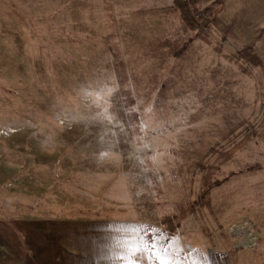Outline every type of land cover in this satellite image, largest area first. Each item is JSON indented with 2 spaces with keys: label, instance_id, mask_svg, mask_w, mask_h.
Returning <instances> with one entry per match:
<instances>
[{
  "label": "rangeland",
  "instance_id": "obj_1",
  "mask_svg": "<svg viewBox=\"0 0 264 264\" xmlns=\"http://www.w3.org/2000/svg\"><path fill=\"white\" fill-rule=\"evenodd\" d=\"M176 1L0 0V264H264V0Z\"/></svg>",
  "mask_w": 264,
  "mask_h": 264
},
{
  "label": "trees",
  "instance_id": "obj_2",
  "mask_svg": "<svg viewBox=\"0 0 264 264\" xmlns=\"http://www.w3.org/2000/svg\"><path fill=\"white\" fill-rule=\"evenodd\" d=\"M192 4L188 0H177L175 3V8L179 13V17L183 25L190 31H196L201 28L203 25V19L198 15V13L191 7ZM202 22V23H201ZM178 206V207H177ZM172 216H166V219H163L161 223L163 225H170L171 221L175 220L178 224L182 221L184 216V210L187 209L188 212H191L190 205L188 201H183L181 205H177ZM173 220H171V219ZM168 232H173V226L168 227ZM157 264V263H154Z\"/></svg>",
  "mask_w": 264,
  "mask_h": 264
}]
</instances>
